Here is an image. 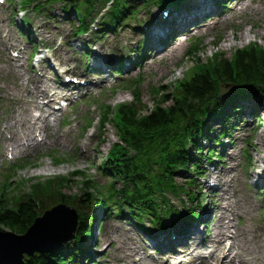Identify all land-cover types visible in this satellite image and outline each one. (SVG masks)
Returning a JSON list of instances; mask_svg holds the SVG:
<instances>
[{"label":"trees","instance_id":"obj_1","mask_svg":"<svg viewBox=\"0 0 264 264\" xmlns=\"http://www.w3.org/2000/svg\"><path fill=\"white\" fill-rule=\"evenodd\" d=\"M82 1L88 6L94 2ZM114 1L108 18L113 22L112 26L116 27L130 10V2L136 0ZM144 1L165 4L169 0ZM198 54L200 52L195 51L190 58L197 60L195 57ZM228 84L229 91L220 96L222 87ZM246 87L257 89L264 98V49L257 45L237 51L230 60H226L223 55L212 58L207 65L197 60L191 72L183 80L177 81L168 93L162 90L158 92L159 95H155L152 100L153 108L147 112H144L146 108L139 105L136 93L134 99L139 106H119L115 111L109 108L104 123L108 120L113 122L121 144L103 168L105 172L113 175L114 179L123 182L121 199L128 200V203L133 199L139 202L144 195L152 196L161 189L172 188L169 180L173 173L181 168L180 165H187L196 155L189 152L188 145H194L196 148L199 143L194 144L192 139L198 134L201 137L204 130L200 123L206 124L197 117L217 112L222 99L229 98ZM210 106H217V109L210 110ZM221 116L222 110H219L218 117ZM194 173L198 176L196 170ZM73 180L80 183L78 197L61 192L60 182L35 186L31 194L25 197H5L2 192L0 232L24 235L33 226L36 218L42 215L40 212L61 204L77 213L75 239L77 244H80L79 239L88 231L90 206L97 202L96 198H101V195L94 191L88 180L83 181L80 175H76ZM112 190L115 191L114 187ZM43 199L49 201L44 202ZM142 203L140 207L144 212L153 211L152 201ZM49 204L50 206H46ZM85 255L83 247L70 250H67V247L63 250L59 248L28 257L24 264H76L77 260Z\"/></svg>","mask_w":264,"mask_h":264},{"label":"rangeland","instance_id":"obj_2","mask_svg":"<svg viewBox=\"0 0 264 264\" xmlns=\"http://www.w3.org/2000/svg\"><path fill=\"white\" fill-rule=\"evenodd\" d=\"M48 11L53 13H48ZM97 11H99L98 8L95 10V12L97 13ZM44 12L45 13L37 15L30 12V14H32V21L34 22L35 27L38 30H42L44 28L45 34L50 35L47 40L52 42L53 48H55L58 56L64 58L65 60L72 58V63H74V65L77 64L78 56L75 57L74 52L76 51L78 53L83 45H92L93 41L89 37L78 38L73 36V29L65 21V17H63L62 13L59 11L58 4L45 8ZM146 13L142 12L139 18L141 19L142 17H145ZM224 14L225 16L223 18L220 17V19H218L220 20V23L215 24L216 21L212 23L213 25L210 31L207 32V36L200 37L204 39H202V44L199 47L200 54H198L195 59L200 60V62L203 64L207 65L208 61H211L212 58L216 56L215 53H219V55L223 54V56L229 60L236 51L243 50L249 45L257 44V46H260L264 49V0H245L244 3L239 1L235 5H232L228 12ZM49 17L54 18L49 19ZM16 18L18 21L19 16H16ZM5 27V24L0 22V33L5 31ZM7 31H11L14 34L16 33L13 26L8 28ZM132 40L134 41L135 39L129 35H124L123 37L119 38V43L122 45H127ZM72 44L74 45V47L71 49L72 51L67 50V47L71 46ZM21 45L22 43H18L17 47H15L13 50L11 49V54L14 55V50L21 48ZM103 45H107V47L111 49L120 46L117 44V40L114 39H109ZM98 49V52L101 53L102 48L98 47ZM175 50L176 49H173V51ZM197 60L186 57L180 66H176V53H173L170 50L166 52V55H164L162 61H160V59H156L145 66L143 71L144 75H141L143 84L141 87V94L139 95L142 104L147 107L148 110H150L153 106L152 100L154 99L150 91L153 90V92L156 93L159 89L161 90L163 85H166L164 92L167 91L168 93L172 84H174L176 81L183 80L188 74L189 70L194 65H196ZM6 63L7 59L2 60L0 58V66H4ZM158 73L160 74L156 75ZM136 76L137 75H135L134 78ZM150 86H152V88L148 93H146V90ZM155 95H159L158 92ZM83 97H88L87 93ZM130 101L131 93L123 91L117 93L113 98L109 99L108 104L114 106L116 104ZM251 101H254V106L252 105L253 103H250L249 108L253 106V108L258 110V119L260 123L252 120L251 123H248L249 127L245 128L244 130L240 129L237 135L233 138L234 140H232L233 143L231 144V148H235L231 155L236 156L238 153H240V149H244L246 147V144L243 143L244 139L248 138V140H250L249 142L252 144V162L246 166L247 168H244L239 165V163L242 164V157H238L237 159H232L231 157L225 159L224 168H221V171L226 172L225 182L219 188L222 194L218 195L214 202L219 207L222 206V204L220 205L221 201L226 200L234 212L233 216L229 217V222L231 228L233 227L235 232V244L237 246L236 249L240 250L243 255L251 262H259L260 264H264V202L259 197L255 196L257 191L255 186H258L256 185V182L261 184V187L264 189V100L260 97H255L251 99ZM5 104L6 102H2L0 104V108L4 107ZM85 107L87 108L88 104H82L81 108L83 110V114L80 116L85 114ZM85 115L89 119H93V124L97 123L99 114H94L93 112L88 111V113ZM80 116L73 117L72 115H69L68 122L72 123ZM2 117L3 115L0 114V118ZM63 117L64 115L59 118L60 122ZM60 130L61 124L58 128H50L47 133L48 138L52 139L54 136L59 135ZM114 132L115 131L112 126H107L104 134H102L98 140L99 144V141L104 137V142L100 146V152L104 153V155L108 153V150L113 143L118 142ZM75 134H79V131H71L64 138L65 140L69 141V145L76 141ZM87 137L88 136H85L84 138L86 139ZM247 148L251 150V147L247 146L246 149ZM55 149L61 151L60 149L53 146H50L45 151ZM60 155L62 156L63 153ZM100 155L101 153L99 155H95V162H97V160L100 158ZM75 156L78 160V156ZM240 156L242 155L240 154ZM77 160L74 159V162L69 165L60 166H52L51 160L45 157L37 163L31 162L30 165L18 170L17 173L13 175L12 185L5 197L15 198L16 196L23 195L27 193V190L32 183L37 181L44 182L52 179L55 180L52 181L53 183L60 182L61 184L69 180L70 183L68 185L63 184L65 186L63 190H65V193L69 195H75L77 197L80 194V183L71 179L70 175L77 170L87 169L89 166V164L86 163V160ZM46 165H48V170H45L44 168ZM252 166L253 168L250 169ZM89 175L91 176V180L100 186L106 183V180L93 169H91ZM58 176H62V178L59 179ZM177 181L179 182L180 180L177 179ZM202 183H206V180H198L196 183L198 189L201 188ZM43 201L47 202L49 200L43 199ZM46 206H50V204ZM214 209L215 211L218 210L216 206H214ZM44 212L40 213L43 214ZM210 212L212 213L213 209H210ZM43 215L39 218H42ZM128 231L131 230L128 229ZM104 233L105 232L103 231L101 235H104ZM101 235L99 234V239L96 242L98 243L97 251L99 250V254L103 255L100 263L98 264H111L112 262L109 261V258L113 259L119 257L120 255L113 252L114 244L110 246V241L107 240L102 242ZM117 235L119 236V233ZM120 237L125 239V236L122 234ZM140 242L144 248L141 256H147L148 251L146 250L143 242L141 240ZM85 247L89 248L87 250L92 252V247H95V239L86 242ZM105 254L107 256H104ZM218 254L219 252L213 253L212 259L216 260V258L219 256ZM190 257L191 254H179L176 258L167 259L164 264H167L168 261H170L171 264H187Z\"/></svg>","mask_w":264,"mask_h":264},{"label":"bare ground","instance_id":"obj_3","mask_svg":"<svg viewBox=\"0 0 264 264\" xmlns=\"http://www.w3.org/2000/svg\"><path fill=\"white\" fill-rule=\"evenodd\" d=\"M215 55L216 56L214 57H217L219 53H215ZM10 67L15 72L21 71V66L18 65L14 60L10 61ZM41 72L42 74L38 76L27 77L26 83L24 85L22 82L18 83L15 87L18 93H14L15 90L10 87H4L1 89L2 95L8 99L14 100V102L18 106L32 105L35 110H38L40 112V115L38 118H35L33 116L34 110L32 108H29L27 110L26 116L24 118H21L20 113L15 112L10 117L5 127H0L1 135H4L5 133L9 134L7 141L12 143L13 151L17 156L22 155V153L24 152L23 147L25 145L27 147H34L37 145V143L35 142V135L41 131L42 127H47L48 119L52 115V113L48 110V104L41 105V106L38 105V101L42 98H45L51 95L52 90H53V84L49 80L44 79L43 70ZM85 77H87L88 81H90V78L88 76H85ZM97 80H100V78L97 77ZM176 83L177 81L174 84H172L171 88L174 87ZM165 87L166 85H163L161 87V90L159 89L157 92L164 90ZM53 144L65 146L63 139L60 137H56L53 140ZM83 155L86 156V153H84ZM47 166L48 165L44 166L45 170H48ZM58 178L61 179L62 176H58ZM48 182H52V181H48ZM63 184L68 185L69 182L68 183L64 182ZM63 184L60 185V188H62L61 189L62 191H64L63 189L65 187ZM161 209L165 210L166 207H162ZM222 229H223V226H219L216 229L214 228V231L218 233ZM84 238H86V235H83V237L80 238L79 241L81 242ZM211 241H212V246L213 247L216 246L217 241L216 240H211ZM85 245H86V242L84 241L80 244V246H85ZM117 249L119 251H122L124 258H126V261L124 264H148L147 261L142 260L143 258L138 256L140 253V250L135 240H132V244L129 246H126V247L119 246L117 247ZM191 264H211V263L209 261H202L201 259L195 257L192 260ZM216 264H250V263L245 260L242 254L238 252H234L233 248L230 246L225 252H223L221 259Z\"/></svg>","mask_w":264,"mask_h":264},{"label":"water","instance_id":"obj_4","mask_svg":"<svg viewBox=\"0 0 264 264\" xmlns=\"http://www.w3.org/2000/svg\"><path fill=\"white\" fill-rule=\"evenodd\" d=\"M76 214L64 206H58L37 218L24 234L0 232V264H23L24 256L46 252L73 239Z\"/></svg>","mask_w":264,"mask_h":264}]
</instances>
